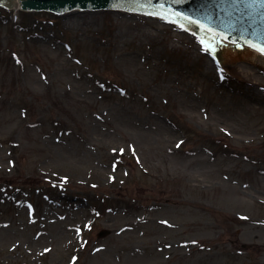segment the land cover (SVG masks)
<instances>
[{
    "label": "rangeland",
    "instance_id": "374dc122",
    "mask_svg": "<svg viewBox=\"0 0 264 264\" xmlns=\"http://www.w3.org/2000/svg\"><path fill=\"white\" fill-rule=\"evenodd\" d=\"M205 49L0 2V264H264V54Z\"/></svg>",
    "mask_w": 264,
    "mask_h": 264
},
{
    "label": "water",
    "instance_id": "95a60500",
    "mask_svg": "<svg viewBox=\"0 0 264 264\" xmlns=\"http://www.w3.org/2000/svg\"><path fill=\"white\" fill-rule=\"evenodd\" d=\"M11 5L19 7L20 0H6ZM4 3V2H3ZM22 6L25 8L33 7L40 9L52 10H68L76 7H94V8H110L121 7L127 10H135L143 12L144 7L159 8L156 12L168 17L187 28H196L203 26L218 36H223L229 40L251 43L258 47H264V4L253 3L252 0H22ZM34 12H42L56 14L51 11L40 10ZM134 13L124 10H72L70 12L60 14L69 16L90 17L105 14H121ZM59 15V14H58ZM152 17L196 40L201 42L196 34L197 32H189L181 26L171 24L158 17ZM195 21V22H194ZM200 34L206 37L213 48H237L252 47L243 43H234L220 38L211 37L204 30L198 28ZM209 48V47H208ZM213 49V51H214ZM108 230L100 232V236H105Z\"/></svg>",
    "mask_w": 264,
    "mask_h": 264
},
{
    "label": "snow or ice",
    "instance_id": "6c2138e0",
    "mask_svg": "<svg viewBox=\"0 0 264 264\" xmlns=\"http://www.w3.org/2000/svg\"><path fill=\"white\" fill-rule=\"evenodd\" d=\"M149 2H150V0H149ZM252 2L253 3H257V4H264V0H252ZM147 14H152V13H147ZM195 22V21H194ZM201 27H203L202 25H201ZM201 44H202V46H203V44H204V41L203 40H201ZM205 50H211V48H210V46H209V48L208 49H205ZM262 53H264V47H261L260 49H259Z\"/></svg>",
    "mask_w": 264,
    "mask_h": 264
},
{
    "label": "bare ground",
    "instance_id": "6f19581e",
    "mask_svg": "<svg viewBox=\"0 0 264 264\" xmlns=\"http://www.w3.org/2000/svg\"><path fill=\"white\" fill-rule=\"evenodd\" d=\"M16 7V6H15ZM19 7H16V9H18Z\"/></svg>",
    "mask_w": 264,
    "mask_h": 264
}]
</instances>
